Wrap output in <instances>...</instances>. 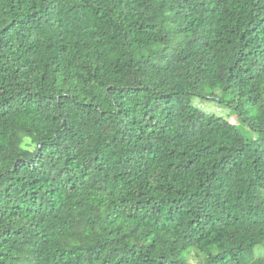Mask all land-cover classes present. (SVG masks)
<instances>
[{"label": "trees", "instance_id": "trees-1", "mask_svg": "<svg viewBox=\"0 0 264 264\" xmlns=\"http://www.w3.org/2000/svg\"><path fill=\"white\" fill-rule=\"evenodd\" d=\"M0 264H264V0H0Z\"/></svg>", "mask_w": 264, "mask_h": 264}, {"label": "rangeland", "instance_id": "rangeland-1", "mask_svg": "<svg viewBox=\"0 0 264 264\" xmlns=\"http://www.w3.org/2000/svg\"><path fill=\"white\" fill-rule=\"evenodd\" d=\"M131 81H134V80H131ZM192 102H194L195 105H197L200 111L203 113V119L206 123L211 124L216 129H222V132L230 139L235 140V141L243 140L245 142H249L254 137L251 132H248L250 130H247V129L244 130L243 126L238 125L239 123L238 119L236 115L232 114V111L230 109L221 107L219 109H215V112H214L213 109H211L207 104L205 103L199 104L198 99H195V101L193 100ZM220 109H224L225 111L229 113L230 118L228 119V122L232 126H236V127L231 128L232 126L227 127V125L223 127L224 123L221 124L219 122L221 120L219 119H222V118L226 119L228 116H223L222 114H220L219 113ZM230 114L232 116H230Z\"/></svg>", "mask_w": 264, "mask_h": 264}]
</instances>
